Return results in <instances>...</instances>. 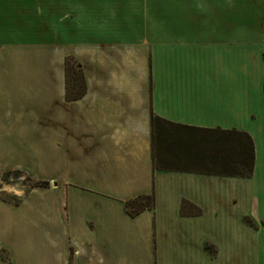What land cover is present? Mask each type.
Here are the masks:
<instances>
[{
    "label": "crops",
    "instance_id": "0c3cea01",
    "mask_svg": "<svg viewBox=\"0 0 264 264\" xmlns=\"http://www.w3.org/2000/svg\"><path fill=\"white\" fill-rule=\"evenodd\" d=\"M152 114L248 132L253 174L154 167ZM12 172L48 185L0 195V264L264 262V0H0V183Z\"/></svg>",
    "mask_w": 264,
    "mask_h": 264
},
{
    "label": "trees",
    "instance_id": "16d2710c",
    "mask_svg": "<svg viewBox=\"0 0 264 264\" xmlns=\"http://www.w3.org/2000/svg\"><path fill=\"white\" fill-rule=\"evenodd\" d=\"M86 91L82 65L73 57L66 58V94L68 99L81 97ZM152 145L154 167L184 168L206 173L251 176L254 169V142L242 130H196L165 120L152 114ZM189 136L190 145L176 150L172 136ZM169 140V141H168ZM172 144V145H171ZM199 144L203 146L199 147ZM48 181L37 180L34 186H47ZM154 193L142 194L126 202L128 211L135 215L145 208H153ZM189 205V211L186 206ZM182 212L200 214L202 210L184 200Z\"/></svg>",
    "mask_w": 264,
    "mask_h": 264
},
{
    "label": "rangeland",
    "instance_id": "374dc122",
    "mask_svg": "<svg viewBox=\"0 0 264 264\" xmlns=\"http://www.w3.org/2000/svg\"><path fill=\"white\" fill-rule=\"evenodd\" d=\"M35 181L36 180H34L28 176H25L24 174H22L20 172H12L11 174H7L6 176H4L3 182L0 183V193H1L0 195H2L3 197L13 198L12 193H14V191H15L14 189L23 193V192L27 191L29 189V187L31 188L32 186H34ZM259 185H260V182L257 180L256 192H254V195L256 198H255V201L252 200L250 202V204H252L253 206L255 205L256 208H257L256 204L258 203L257 196L259 195L257 192V190H258L257 188L259 187ZM240 206L245 207V206H248V204H246V202H244V201H240ZM242 220L245 223H248L250 225H256V222L254 221V219L251 216L243 215ZM261 241L263 244L264 240L261 239ZM256 264H264V262H262V263L256 262Z\"/></svg>",
    "mask_w": 264,
    "mask_h": 264
}]
</instances>
